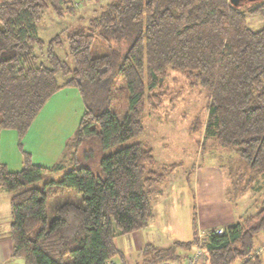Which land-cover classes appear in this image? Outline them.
<instances>
[{
	"label": "trees",
	"instance_id": "obj_1",
	"mask_svg": "<svg viewBox=\"0 0 264 264\" xmlns=\"http://www.w3.org/2000/svg\"><path fill=\"white\" fill-rule=\"evenodd\" d=\"M79 1L0 0V131L16 132L22 155L19 171L0 163V188L11 195L8 237L23 264H125L115 239L149 225L156 187L174 166H156L141 141L122 145L142 134L145 109L177 100L183 89L170 86L172 73L207 100L194 126L202 144L212 141L245 163L246 189L264 177V22L253 31L246 21L264 19V0H109L86 17ZM47 11L70 20L45 43L38 25ZM117 79L127 91L121 118L110 111ZM64 88L78 91L83 114L62 160L36 165L21 140ZM86 145L83 158L97 156L99 173L73 167L37 186L65 162L78 164ZM72 190L80 198L72 200ZM260 232L264 201L221 234L209 230L201 264H263L264 251L254 254ZM196 243L197 232L166 248L145 244L136 264L183 263Z\"/></svg>",
	"mask_w": 264,
	"mask_h": 264
},
{
	"label": "rangeland",
	"instance_id": "obj_2",
	"mask_svg": "<svg viewBox=\"0 0 264 264\" xmlns=\"http://www.w3.org/2000/svg\"><path fill=\"white\" fill-rule=\"evenodd\" d=\"M107 1L109 0L100 2L80 0V8H77V13L86 17L90 14L92 7H97L98 4H104ZM69 20L70 18L68 19L67 16L59 18L47 11L38 25L39 37L47 43L69 23ZM246 21L247 25L256 31L262 26L264 19L254 15L247 16ZM66 51V46L59 51V56L62 59H65ZM169 84L177 91L179 87H182L183 90L176 98L177 100L173 105L166 101L156 112L145 109L142 134L122 145L141 141L153 151L156 166H174L168 170L165 182L156 187V190L159 187L163 188V193L154 194L153 219L148 227L141 232L146 237V243L158 248H166L176 242L190 241L194 232L197 234L198 231L199 233L205 232L202 226L206 223L222 226L229 220L234 222L240 216L255 211L259 200L264 199V192L260 195V192L254 189H246L250 170L234 152L217 148V145L212 141H205L202 144V130L196 132L194 126L197 127L196 117L202 119L205 116L207 100L204 94H200L199 89L188 87L185 80L176 73L170 75ZM114 87L110 111L118 114L121 118L127 109V91L120 79L116 80ZM74 89L71 90L76 91ZM59 99L58 104L53 102L46 104L42 109L43 114H49V112L53 114V111L60 110L65 106L63 109L67 113L71 112L74 121L72 126H75L73 128L76 129L84 111L81 98H75L73 93L65 89L61 91ZM70 119L68 116V122ZM65 131V136L71 135L68 129ZM87 147L89 145L80 148L78 164L73 166L71 163L65 162L61 171L44 176L37 186L41 185L45 179L58 180L63 173L73 167L85 166L94 173H99V158L97 156L83 158L82 149ZM116 149L117 147L113 150ZM89 154L93 155L92 152ZM198 164L199 168H204V171L197 192L189 172ZM229 172L231 176H227ZM220 173L224 175L223 183L220 182ZM262 181L259 180L260 183ZM219 183L222 184V187L218 185ZM69 194L72 200L80 198L73 190ZM262 238L261 243L254 245L255 249L264 244V232L256 235L255 242ZM123 241L125 243L132 242L131 238L126 236L117 238V246L121 250ZM182 253L184 255L186 251ZM129 259V264H135L138 257L136 259L132 254Z\"/></svg>",
	"mask_w": 264,
	"mask_h": 264
},
{
	"label": "crops",
	"instance_id": "obj_3",
	"mask_svg": "<svg viewBox=\"0 0 264 264\" xmlns=\"http://www.w3.org/2000/svg\"><path fill=\"white\" fill-rule=\"evenodd\" d=\"M65 89L73 93L75 98L80 97L76 89L64 88L58 91L57 93H55L46 102V104H51L52 102L54 104L55 103L58 104L60 100L59 99L60 93ZM71 89H74L76 91H72ZM64 107L65 106H63V108ZM63 108L60 110L56 109V111H53V114H51V112H49V114H43V110H41L39 114L36 116V118L33 120L27 133L21 140L22 149L31 155L32 162L36 165H40L43 167H50L62 160L63 153L65 151V145L67 141L73 136L76 130L75 128H73L75 126H72L74 121L72 119L71 112L69 111L67 113L64 111ZM68 116L69 118H71L69 122H68ZM65 129H68L71 135L65 136L66 135L64 134L66 133ZM17 143L18 140L15 131L13 130L0 131V163L4 164L5 167L12 172L19 171L22 167V155L17 146ZM199 167L200 166L198 164L197 167H195L192 171L189 172V175L194 185V189L197 192L200 188L199 185L202 180L201 178L204 171V168H199ZM227 176H230V174L227 173ZM223 177H224L223 173H220L221 183H223ZM260 179L263 180L262 183L259 182ZM221 183L218 184L220 187H222ZM252 186L250 188L256 190L257 192H260L261 195V193L264 192V177L258 178L254 182V186L253 187ZM160 192L163 193V188L161 187L157 189V193ZM10 196L11 195L9 193H7L5 190L0 188V264H23V261L21 259L12 257V245L8 237V227L10 223V210H9ZM260 201L261 200H259V202ZM262 201H264V199ZM232 222L233 220H229L222 226H214L211 223H206L202 226L205 229V232L202 233H207L209 230L212 229L213 230L222 229L224 226ZM142 230L126 235V237L131 238L133 243L131 241L128 242L129 241L128 239V241L126 242L128 243V245H126V243L123 241V244L121 245L122 250L118 248L117 238L115 239V246L119 250V252L123 255L125 264H129L130 261L129 256L132 254L135 255L136 259L138 257L136 262H134L136 264L137 261L139 260V251L142 249V247L145 244H150L145 242L146 237L145 235L143 236V234L141 233ZM122 237L123 236H121V238ZM262 241L263 238L262 240L260 239L258 242H255V244L257 243L259 244ZM261 258L264 260V253L261 255ZM111 263L120 264L117 258H113L111 260ZM171 263L178 264L177 262H170V263L168 262L165 264H171Z\"/></svg>",
	"mask_w": 264,
	"mask_h": 264
},
{
	"label": "built area",
	"instance_id": "obj_4",
	"mask_svg": "<svg viewBox=\"0 0 264 264\" xmlns=\"http://www.w3.org/2000/svg\"><path fill=\"white\" fill-rule=\"evenodd\" d=\"M222 229H215V234H221ZM207 233H198L197 234V243L195 244V247L193 251L191 252V255L182 263V264H201L203 260V252L201 248V244L206 238ZM264 251V244L256 249L254 251L255 255H259Z\"/></svg>",
	"mask_w": 264,
	"mask_h": 264
},
{
	"label": "water",
	"instance_id": "obj_5",
	"mask_svg": "<svg viewBox=\"0 0 264 264\" xmlns=\"http://www.w3.org/2000/svg\"><path fill=\"white\" fill-rule=\"evenodd\" d=\"M239 2L240 0H230V3L234 6L238 5Z\"/></svg>",
	"mask_w": 264,
	"mask_h": 264
}]
</instances>
